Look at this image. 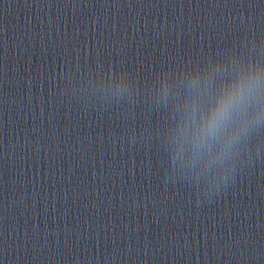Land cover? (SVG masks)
Returning a JSON list of instances; mask_svg holds the SVG:
<instances>
[{
  "label": "water",
  "instance_id": "1",
  "mask_svg": "<svg viewBox=\"0 0 264 264\" xmlns=\"http://www.w3.org/2000/svg\"><path fill=\"white\" fill-rule=\"evenodd\" d=\"M162 123L0 231V264H264V156L208 196L168 173Z\"/></svg>",
  "mask_w": 264,
  "mask_h": 264
},
{
  "label": "clouds",
  "instance_id": "2",
  "mask_svg": "<svg viewBox=\"0 0 264 264\" xmlns=\"http://www.w3.org/2000/svg\"><path fill=\"white\" fill-rule=\"evenodd\" d=\"M110 94L131 106L147 98L163 117L168 173L208 196L264 156V38L174 61L143 86L120 70Z\"/></svg>",
  "mask_w": 264,
  "mask_h": 264
}]
</instances>
